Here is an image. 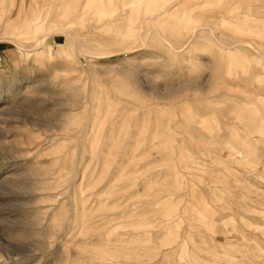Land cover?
Instances as JSON below:
<instances>
[{"label":"rangeland","instance_id":"obj_1","mask_svg":"<svg viewBox=\"0 0 264 264\" xmlns=\"http://www.w3.org/2000/svg\"><path fill=\"white\" fill-rule=\"evenodd\" d=\"M0 264H264V0H0Z\"/></svg>","mask_w":264,"mask_h":264}]
</instances>
